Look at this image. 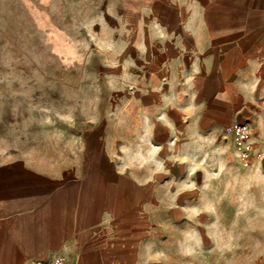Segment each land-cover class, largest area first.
I'll return each instance as SVG.
<instances>
[{
  "label": "rangeland",
  "instance_id": "1",
  "mask_svg": "<svg viewBox=\"0 0 264 264\" xmlns=\"http://www.w3.org/2000/svg\"><path fill=\"white\" fill-rule=\"evenodd\" d=\"M139 1L0 0V195L8 204L19 187L87 185L79 156L95 142L129 178L103 179L124 195L110 247L85 251L88 264H264V82L214 74L213 121L176 114L173 156L160 147L168 139L149 131L148 114L126 112L140 105L131 104L140 82L163 68L177 70L175 86L189 96L203 68L187 53L169 65L164 51H189L184 23L206 2ZM228 16L212 14L214 25L237 21ZM240 26L264 27V14L232 27ZM173 85L156 90L168 97ZM227 86L253 91L228 122L217 103ZM247 124L253 135L238 144V126Z\"/></svg>",
  "mask_w": 264,
  "mask_h": 264
},
{
  "label": "crops",
  "instance_id": "2",
  "mask_svg": "<svg viewBox=\"0 0 264 264\" xmlns=\"http://www.w3.org/2000/svg\"><path fill=\"white\" fill-rule=\"evenodd\" d=\"M205 2V9L195 11L191 21L184 23L183 35L190 40L191 52H185L182 46L164 51L167 61L170 60L169 65L180 63L187 53L191 55L194 68H203V76H191L189 96L186 97L181 88L175 86L177 70L163 68L147 81L140 82V89L134 90L131 96L135 101L131 100V104L139 100L140 105L138 108L131 106L126 112L131 115L139 109L141 115L148 114L152 136L160 131L165 140L168 139L160 147L168 149L176 157L180 152L177 154L174 149L180 145L181 131L175 123L176 114L177 118L181 113L194 118L205 114L208 123L213 121L214 74L227 83L264 82V27H232L235 23L243 24L247 14H264V0ZM212 14L230 15L227 18L235 15L237 21L232 24L230 20H223L219 24L222 26H215ZM251 30L254 37H247ZM219 33L239 34V37L216 40ZM164 75L170 82L162 83ZM165 83L174 84L171 92L167 93L170 94L168 97L160 96L156 90ZM233 90L235 94L230 96L229 92ZM252 92L249 86L232 89L227 86V91L217 99L227 122L228 116L238 108L237 104L244 102ZM166 105L173 111L169 112V118L164 109ZM90 147H94L91 154L79 156L83 163L80 178L86 179L87 185L19 187L13 191L8 204L0 195V264H37L54 254L65 255L74 264H88L85 251L97 249L98 252L110 247L114 233L110 220L114 223L117 219V211L121 208L117 196L124 195V191L121 184H107L103 179L112 176L123 180L129 177L119 171L112 155L102 152L100 144L93 142Z\"/></svg>",
  "mask_w": 264,
  "mask_h": 264
},
{
  "label": "built area",
  "instance_id": "3",
  "mask_svg": "<svg viewBox=\"0 0 264 264\" xmlns=\"http://www.w3.org/2000/svg\"><path fill=\"white\" fill-rule=\"evenodd\" d=\"M238 144H246L250 137L253 135V131L249 128V125H239L238 126ZM251 147V144H248V148ZM37 264H74L70 258L61 254H54L51 258L46 260L38 261Z\"/></svg>",
  "mask_w": 264,
  "mask_h": 264
}]
</instances>
